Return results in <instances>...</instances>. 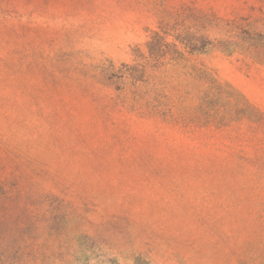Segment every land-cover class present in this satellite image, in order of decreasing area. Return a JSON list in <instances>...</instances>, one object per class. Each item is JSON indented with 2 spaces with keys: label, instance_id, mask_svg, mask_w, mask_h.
<instances>
[{
  "label": "rangeland",
  "instance_id": "374dc122",
  "mask_svg": "<svg viewBox=\"0 0 264 264\" xmlns=\"http://www.w3.org/2000/svg\"><path fill=\"white\" fill-rule=\"evenodd\" d=\"M244 25L264 0H0V262L264 264Z\"/></svg>",
  "mask_w": 264,
  "mask_h": 264
},
{
  "label": "trees",
  "instance_id": "16d2710c",
  "mask_svg": "<svg viewBox=\"0 0 264 264\" xmlns=\"http://www.w3.org/2000/svg\"><path fill=\"white\" fill-rule=\"evenodd\" d=\"M234 24V22L228 21L227 25L229 26L230 31H233V28H240ZM226 31L228 32V30ZM235 38V42L230 40L225 41L223 44L224 50L231 52L237 50L254 61L264 63V33L256 31L254 28H251L248 25H244L241 26V31L236 34ZM187 46L189 47L190 44ZM135 95L136 93H134V96ZM242 99L244 98L242 97ZM244 102L247 104L246 101ZM150 109H156V107ZM251 110H253V112H257L253 106L251 107ZM149 113H153L152 110H150ZM3 189H5V181L0 179V196L11 197L12 194L7 191H2ZM0 260L2 259L0 258ZM142 262L144 264H148L143 260ZM0 264L3 263L0 262Z\"/></svg>",
  "mask_w": 264,
  "mask_h": 264
}]
</instances>
